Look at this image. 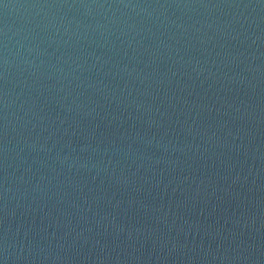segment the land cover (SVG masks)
Returning <instances> with one entry per match:
<instances>
[{
	"label": "water",
	"instance_id": "1",
	"mask_svg": "<svg viewBox=\"0 0 264 264\" xmlns=\"http://www.w3.org/2000/svg\"><path fill=\"white\" fill-rule=\"evenodd\" d=\"M0 264H264V2L0 0Z\"/></svg>",
	"mask_w": 264,
	"mask_h": 264
},
{
	"label": "snow or ice",
	"instance_id": "2",
	"mask_svg": "<svg viewBox=\"0 0 264 264\" xmlns=\"http://www.w3.org/2000/svg\"><path fill=\"white\" fill-rule=\"evenodd\" d=\"M262 2H264V0H262Z\"/></svg>",
	"mask_w": 264,
	"mask_h": 264
}]
</instances>
